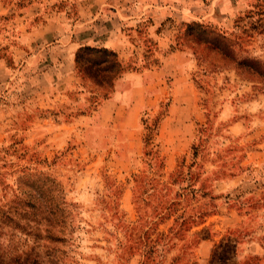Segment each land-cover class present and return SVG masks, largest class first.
<instances>
[{"label": "rangeland", "instance_id": "374dc122", "mask_svg": "<svg viewBox=\"0 0 264 264\" xmlns=\"http://www.w3.org/2000/svg\"><path fill=\"white\" fill-rule=\"evenodd\" d=\"M0 264H264V0H0Z\"/></svg>", "mask_w": 264, "mask_h": 264}, {"label": "trees", "instance_id": "16d2710c", "mask_svg": "<svg viewBox=\"0 0 264 264\" xmlns=\"http://www.w3.org/2000/svg\"><path fill=\"white\" fill-rule=\"evenodd\" d=\"M83 49H94V51L97 53V52H105L106 49L105 48H90V47H84Z\"/></svg>", "mask_w": 264, "mask_h": 264}]
</instances>
